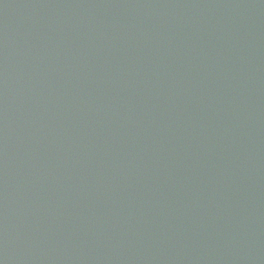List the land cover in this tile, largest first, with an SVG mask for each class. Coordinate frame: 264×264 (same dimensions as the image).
I'll return each instance as SVG.
<instances>
[{
	"label": "water",
	"instance_id": "95a60500",
	"mask_svg": "<svg viewBox=\"0 0 264 264\" xmlns=\"http://www.w3.org/2000/svg\"><path fill=\"white\" fill-rule=\"evenodd\" d=\"M0 264H264V0H0Z\"/></svg>",
	"mask_w": 264,
	"mask_h": 264
}]
</instances>
